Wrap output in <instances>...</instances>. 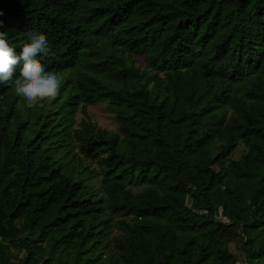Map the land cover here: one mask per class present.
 <instances>
[{
    "label": "trees",
    "instance_id": "obj_1",
    "mask_svg": "<svg viewBox=\"0 0 264 264\" xmlns=\"http://www.w3.org/2000/svg\"><path fill=\"white\" fill-rule=\"evenodd\" d=\"M0 13L17 52L47 37L37 59L61 79L35 108L0 84V264H236L232 245L264 264V0ZM99 103L117 131L91 121Z\"/></svg>",
    "mask_w": 264,
    "mask_h": 264
},
{
    "label": "clouds",
    "instance_id": "obj_2",
    "mask_svg": "<svg viewBox=\"0 0 264 264\" xmlns=\"http://www.w3.org/2000/svg\"><path fill=\"white\" fill-rule=\"evenodd\" d=\"M3 13H0L2 15ZM3 21H0V27ZM27 42L17 52L9 43L6 31H0V84L11 85L17 96L26 100L28 108L43 107L59 95L61 79L47 72L37 59L50 51L47 37L38 32H29ZM17 69L19 76L16 77Z\"/></svg>",
    "mask_w": 264,
    "mask_h": 264
},
{
    "label": "rangeland",
    "instance_id": "obj_3",
    "mask_svg": "<svg viewBox=\"0 0 264 264\" xmlns=\"http://www.w3.org/2000/svg\"><path fill=\"white\" fill-rule=\"evenodd\" d=\"M86 112L88 113L91 121L94 122L96 125L111 131L118 130V124L115 120V116L112 112H110L106 103H99L93 106H88L86 108ZM82 117L83 115L79 111L76 116V121L79 122ZM242 150L243 146L240 145L234 154V158H238ZM230 250L237 257L236 264H243L240 254L233 245L230 247Z\"/></svg>",
    "mask_w": 264,
    "mask_h": 264
}]
</instances>
